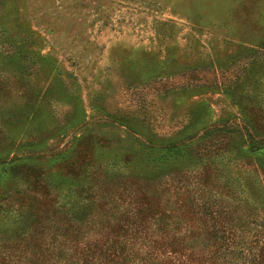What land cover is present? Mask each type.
<instances>
[{"label": "rangeland", "instance_id": "rangeland-1", "mask_svg": "<svg viewBox=\"0 0 264 264\" xmlns=\"http://www.w3.org/2000/svg\"><path fill=\"white\" fill-rule=\"evenodd\" d=\"M259 108L264 0H0V160L21 158L41 172L65 206L53 214L59 233L133 237L131 260L155 254L176 262L181 245L161 243L205 237L193 223L204 218L225 228L218 238L235 243L233 264H264V156L253 146L264 144L256 139L264 133ZM175 143L190 144L194 156L140 162ZM74 160L90 166L82 188L96 195L84 226L68 218L82 183L69 170ZM119 174L160 183L145 198L170 213L159 223L163 232L145 215L137 183ZM125 182L129 197L116 193ZM26 188L0 175L3 263L32 252L24 238L36 231L30 201L20 195ZM140 204L144 223L135 213ZM43 223L52 249L54 229Z\"/></svg>", "mask_w": 264, "mask_h": 264}, {"label": "trees", "instance_id": "trees-1", "mask_svg": "<svg viewBox=\"0 0 264 264\" xmlns=\"http://www.w3.org/2000/svg\"><path fill=\"white\" fill-rule=\"evenodd\" d=\"M257 122L258 123H264V108H259V112L257 115ZM247 129L249 126L247 124L243 125ZM255 137V136H254ZM253 138V137H252ZM259 141H262L264 143V133L263 136L260 138H256ZM190 144H181V143H175L168 146H164L161 148V156L158 158L157 154L154 157H151L152 160H149V154H146V158L142 157L140 159V162L143 164H154L160 161H165L169 157H182L185 152H187V156H194V152L190 151ZM255 148H260L261 151L259 152L264 156V144L259 147L253 145ZM189 147V148H188ZM188 151L190 153H188ZM192 155V156H191ZM16 160H21V158H15V159H8L4 158L3 160H0V175L2 177L7 178H13L21 181L23 184L27 185L28 188L24 189L20 192L22 201L24 200L27 202L28 200L30 203L26 205V208L29 209L28 213H31V216L34 217V223L36 227V231H33L31 234L29 232H24V238L27 240V249L31 248L32 252L27 254L26 251H22L20 256L18 257H10L7 258V262H5L6 259L0 260V264H10V261L13 259L15 262H20L21 258L24 260V264H221L223 259L224 262L227 263L228 261L226 258L228 257V260L235 259L237 257V248L235 243L233 246L230 238L228 239H222L218 238V233L221 230H224L225 228L221 227L218 223V221L214 220H202V219H195L193 223L198 229H203L205 233V237H193V241L188 243H185L183 238H175L170 239L171 242L162 245L166 247H170L171 249L175 250L179 245H181L180 252H177L180 256L176 259V262H174L169 256H165L166 258L164 260H161V256L151 254V255H144L141 256L142 258H138V256L134 257L133 260H131V255L127 253L128 243L130 244L131 239L135 238H124V237H110L111 235L107 236L106 233L102 234L105 237L99 238L98 236L91 235V236H84L78 237L77 239L72 238V235L70 233V230L66 229L65 233L62 234V232L59 233L61 227L58 226V219L56 218L59 214V212H65V206L60 203L59 201H55L53 199V192L49 190V184L44 179L43 176H41V172L37 170L36 167L33 166H27L24 165V162L17 163ZM125 162L129 164H134V159L126 158ZM68 164L70 172L73 174L75 178H79L82 180V183L76 182L75 183V193L78 194V200L71 204V212L70 215H68V210L66 216L68 215V218H71L73 223L78 224L80 226L88 225L89 223L86 222L87 215L90 214L94 209H96V202L94 201L95 198V191H91V188L84 189L82 188V184L84 182H87L89 177L87 174L91 170L90 166L86 164L84 160H74L72 162H69ZM121 178H126L125 181L131 182V183H137V187L135 189V193L138 195H143L144 198L151 192L152 190L156 189L157 186L160 183L155 184L153 180H144L140 179L137 180L134 177L124 176L123 174H119ZM168 181L172 183H176L177 181L176 176L172 175L169 176ZM110 181V180H108ZM111 182V181H110ZM109 182V185H110ZM108 182L103 181V184H107ZM98 184V183H97ZM168 184V183H166ZM169 184V185H170ZM96 185V184H95ZM121 185V183H120ZM119 185V189H117L116 193H119L120 196L122 194L125 195V197H129L127 195L130 193L132 186H129L126 182L122 185V187ZM168 186V185H167ZM178 183L176 184V192L180 188H178ZM112 188V187H111ZM122 188V189H121ZM169 188V187H168ZM166 189V188H165ZM170 189V188H169ZM187 188H185L186 191ZM156 191V190H155ZM100 196V195H99ZM122 199L121 197H119ZM50 200V201H49ZM147 205L148 212L145 215H148L149 220H154L153 223L157 224L159 226V223L162 221L167 222V218L169 217L167 210L165 207L159 208L157 206V211L155 210L156 206L151 205L155 204L154 202L148 200L145 198ZM140 206L137 208L138 211L135 210L137 220L144 223L145 219L144 217H141V211ZM133 208V205L131 206ZM201 209V207H198ZM135 209V208H134ZM207 209V205L204 204L202 206V210L207 214L209 210ZM57 214V216H54L53 214ZM203 212V213H204ZM116 213V212H115ZM64 214V213H63ZM98 215V214H97ZM102 215H107V212L102 213ZM123 215V214H122ZM100 216V215H99ZM110 218L114 216L113 213H110ZM59 218V217H58ZM61 219V218H60ZM130 218H125L123 220V223L125 221H130ZM49 223V230L50 228L54 229V232L51 233V238L49 239V243L52 247V249H49L47 246H45L46 240H44V233L47 229V225L43 223L45 221ZM92 220V219H91ZM192 220V219H191ZM118 220H116L117 222ZM212 221V225H211ZM210 223V224H209ZM133 225H137L136 223H132ZM162 225V226H161ZM161 228L159 226V232H163L165 230L166 224H161ZM58 226V227H57ZM129 225L127 228V232L130 228ZM138 226V225H137ZM134 230V229H133ZM135 231V230H134ZM211 232V235H209L211 238H208V233ZM82 233V232H81ZM167 236H165L166 238ZM222 237V236H221ZM208 239L212 241V246L209 245ZM162 240V239H161ZM179 240V241H178ZM175 241V242H173ZM158 245V244H156ZM161 245V246H162ZM47 247L48 249L45 250L44 247ZM211 247V250H208V248ZM215 247V250H214ZM37 248V253L34 252V250ZM30 250V249H29ZM190 250V251H188ZM165 253L161 252V255L164 256ZM236 254V255H235ZM228 255V256H227ZM138 258V259H137ZM145 261V262H143ZM230 264H233L231 261L228 262Z\"/></svg>", "mask_w": 264, "mask_h": 264}]
</instances>
